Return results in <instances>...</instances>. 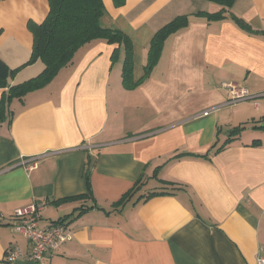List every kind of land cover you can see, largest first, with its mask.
Segmentation results:
<instances>
[{"label": "crops", "instance_id": "crops-1", "mask_svg": "<svg viewBox=\"0 0 264 264\" xmlns=\"http://www.w3.org/2000/svg\"><path fill=\"white\" fill-rule=\"evenodd\" d=\"M103 1L102 24L132 41L136 85L123 81L124 46L114 55L117 44L96 39L46 86L10 101L0 125V264H258L264 0L224 10L207 0ZM48 12V0L0 1V59L18 69L0 101L43 71L40 60L28 63V24ZM179 16L186 23L166 38L145 77L153 38ZM223 83L255 97L231 103ZM181 152L188 154L171 159ZM139 179L131 199L115 206ZM34 201L45 203L41 227L69 215L74 237L41 261L9 262V249L26 255L32 244L8 220Z\"/></svg>", "mask_w": 264, "mask_h": 264}, {"label": "trees", "instance_id": "trees-1", "mask_svg": "<svg viewBox=\"0 0 264 264\" xmlns=\"http://www.w3.org/2000/svg\"><path fill=\"white\" fill-rule=\"evenodd\" d=\"M48 1L49 12L45 19L41 23L30 21L28 24L34 37L31 57L28 63L40 60L44 64V69L37 76L9 87L8 96H3L0 101V125L10 117L11 112L9 105L14 97L22 98L30 91L46 86L61 68L72 63L80 47L96 39H106L109 43L117 44L118 47L115 48L114 55L118 53L119 46H124L123 81L128 88L136 85L133 80L132 41L121 29L117 27H107L102 24V18L107 14L103 0ZM207 1H212L221 5L223 7L222 10H224L226 7H232L236 0ZM116 3L117 5H121L124 3V0H116ZM220 12L214 15H218ZM235 18L239 23H242L240 18ZM186 19V16H179L156 33L149 49V57L145 65V77L151 73L156 65L166 38L186 23ZM17 70L18 69L11 68L5 61L0 59V88L8 86L9 78L12 77ZM241 128L240 126L235 130H240ZM185 154L188 153H176L171 159L181 158ZM194 156L207 155L196 154ZM92 167L93 160L89 159L84 169V175L91 191L90 176ZM141 182L142 180L139 179L135 186L115 203V206L122 205L130 200L133 194L139 189ZM162 193L164 192H152L149 195ZM68 216L58 219L56 223L65 222Z\"/></svg>", "mask_w": 264, "mask_h": 264}, {"label": "built area", "instance_id": "built-area-1", "mask_svg": "<svg viewBox=\"0 0 264 264\" xmlns=\"http://www.w3.org/2000/svg\"><path fill=\"white\" fill-rule=\"evenodd\" d=\"M223 85L230 89L231 103H237L255 97L247 89L237 84L223 83ZM44 207L45 203L34 201L19 208L15 215L8 220L13 225L14 230L27 237L32 244L30 252L26 255L17 247L9 249L7 254L9 262L22 258H27L35 262L41 261L46 254L58 250L63 243L73 239V230L66 222L54 223L47 228L41 227V211ZM257 261L258 264H264V258L259 257Z\"/></svg>", "mask_w": 264, "mask_h": 264}, {"label": "rangeland", "instance_id": "rangeland-1", "mask_svg": "<svg viewBox=\"0 0 264 264\" xmlns=\"http://www.w3.org/2000/svg\"><path fill=\"white\" fill-rule=\"evenodd\" d=\"M253 100H255V99H253ZM246 101V100H245ZM250 101H251V99H250Z\"/></svg>", "mask_w": 264, "mask_h": 264}]
</instances>
